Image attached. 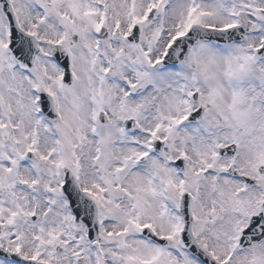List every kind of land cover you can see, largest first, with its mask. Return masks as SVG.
I'll return each mask as SVG.
<instances>
[{"label":"snow or ice","instance_id":"obj_1","mask_svg":"<svg viewBox=\"0 0 264 264\" xmlns=\"http://www.w3.org/2000/svg\"><path fill=\"white\" fill-rule=\"evenodd\" d=\"M0 264H264V0H0Z\"/></svg>","mask_w":264,"mask_h":264}]
</instances>
